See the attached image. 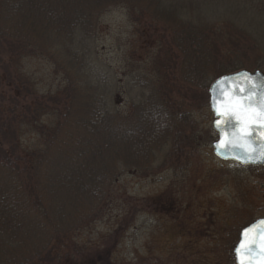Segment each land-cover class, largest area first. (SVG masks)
<instances>
[{
	"label": "trees",
	"instance_id": "trees-1",
	"mask_svg": "<svg viewBox=\"0 0 264 264\" xmlns=\"http://www.w3.org/2000/svg\"><path fill=\"white\" fill-rule=\"evenodd\" d=\"M221 1L229 0H0V90L2 75L16 84L17 62L45 56L64 75L67 97L0 91V264H54L52 240L102 217L122 173L153 174L194 151L187 108L207 103L218 78L245 70L240 58L251 51L235 24L225 32L188 18ZM114 7L161 33L147 61L159 63L158 72L142 71L145 79L133 83L151 95L130 116L118 110L109 69L100 67L95 81L84 75L95 61L100 19ZM27 131L39 139L31 151ZM166 147L156 168L147 151Z\"/></svg>",
	"mask_w": 264,
	"mask_h": 264
},
{
	"label": "rangeland",
	"instance_id": "rangeland-1",
	"mask_svg": "<svg viewBox=\"0 0 264 264\" xmlns=\"http://www.w3.org/2000/svg\"><path fill=\"white\" fill-rule=\"evenodd\" d=\"M206 3L188 18L197 27L218 24L225 32L235 24V31L252 41L246 42L251 51L240 58L243 68L264 73V0ZM160 37L158 25L148 20L134 23L123 7L109 9L100 19L95 61L84 75L95 81L100 67L109 69L114 75L111 82L117 85L116 104L124 116L151 95L133 83L145 79L142 71L158 72L161 65L147 61ZM229 59L232 62L233 56ZM16 68V84L1 76L0 91L5 95H27L30 88L37 100L56 94L65 100V77L53 61L45 56L24 59ZM195 102L186 110L195 136L194 151L183 152L172 164L162 161L167 147L155 155L147 151L156 168L162 163L165 167L162 164L153 174L151 170L122 173L102 217L52 240L54 264H236L234 249L240 232L264 217V167L220 160L212 147L217 133L209 100ZM27 135L24 146L31 151L39 139L28 131Z\"/></svg>",
	"mask_w": 264,
	"mask_h": 264
},
{
	"label": "water",
	"instance_id": "water-1",
	"mask_svg": "<svg viewBox=\"0 0 264 264\" xmlns=\"http://www.w3.org/2000/svg\"><path fill=\"white\" fill-rule=\"evenodd\" d=\"M209 104L218 135L214 154L245 167H264V73L242 70L218 78L209 88ZM234 256L236 264H264V218L241 231Z\"/></svg>",
	"mask_w": 264,
	"mask_h": 264
},
{
	"label": "snow or ice",
	"instance_id": "snow-or-ice-1",
	"mask_svg": "<svg viewBox=\"0 0 264 264\" xmlns=\"http://www.w3.org/2000/svg\"><path fill=\"white\" fill-rule=\"evenodd\" d=\"M218 113H220L221 115H224L225 113H221L219 109H217ZM243 247V245L241 246Z\"/></svg>",
	"mask_w": 264,
	"mask_h": 264
}]
</instances>
